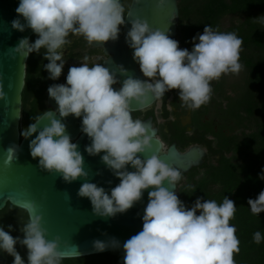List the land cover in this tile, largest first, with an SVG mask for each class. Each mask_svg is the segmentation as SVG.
I'll return each mask as SVG.
<instances>
[{"label": "clouds", "instance_id": "1", "mask_svg": "<svg viewBox=\"0 0 264 264\" xmlns=\"http://www.w3.org/2000/svg\"><path fill=\"white\" fill-rule=\"evenodd\" d=\"M16 13L24 23L14 19L12 28L21 32L29 28L38 38L34 43L22 38L12 52L25 60L44 49L48 63L43 67L51 80L59 79L62 74L70 35L83 37L89 46L103 47L108 41L118 39L120 26L125 24L121 0H20ZM130 23L125 40L134 50L133 60L140 72L148 79L134 78L121 65L119 73L126 78L119 90H115L113 85L120 83L116 73L101 63L90 66L85 56L81 66L68 69L66 84L48 87V95L55 100L57 110L37 115L21 136L28 139L38 132L30 140L29 149L31 157L38 158L42 171L60 175L66 183L78 178L87 181L89 173L84 158L62 122L69 115L82 117L81 132L91 141L85 151L89 156L103 152L102 162L120 181L110 190V195L91 182L79 188L77 195L90 200L98 217L125 213L142 199L144 190L153 189L148 192L142 230L123 243V264H235L240 241L236 227L230 224L237 209L234 201L227 196L222 203L197 198L190 209L186 208L173 190L183 178L181 170L155 153L146 159L139 155L152 149L153 136L149 134L148 124L133 119L131 105L136 102L143 110L150 98L160 99L167 92L178 90L182 107L199 109L211 99L212 81L230 73L238 75L242 70L239 60L243 40L235 32H221L206 25L202 34L193 37L189 51L179 47L168 29H154L147 19L137 17ZM6 98L0 83V101ZM44 120L48 123L41 127ZM157 142L161 151L164 144ZM6 151L4 163L10 165L15 149L10 147ZM128 165L135 170L128 171ZM188 189L195 192L192 185L187 186L186 193ZM247 203L254 216L264 212V190ZM26 210L29 219L20 228L23 239L14 238L0 227V251L12 256L13 264H25L16 250L19 243L27 248V264H61L65 259L61 245L65 246L66 241L60 236L46 239L48 231L34 201L27 204ZM8 227L11 230L12 226ZM262 240L264 236L256 231L253 242L259 245ZM93 247L103 252L119 248L120 243L115 238L95 240Z\"/></svg>", "mask_w": 264, "mask_h": 264}, {"label": "water", "instance_id": "2", "mask_svg": "<svg viewBox=\"0 0 264 264\" xmlns=\"http://www.w3.org/2000/svg\"><path fill=\"white\" fill-rule=\"evenodd\" d=\"M19 2L20 0H0V83L3 84L7 95L6 100L0 101V211L9 205L23 211L28 222L26 206L34 201L37 212L43 217V227L48 231L46 239L51 240L55 236H60L62 241H66L65 246L61 245L65 259L102 255L123 249V243L142 230V217L148 203V192L153 189L144 190L142 199L125 213H118L115 217L109 218L96 216L90 200L77 195L81 185L85 182L95 183L98 187H103L110 195V190L120 181L102 162L103 152L97 156H89L85 151V147L90 145L91 141L81 132L82 117L76 118L72 115L62 122L66 124L67 133L72 142L78 145V151L84 158V167L89 173L87 181L78 178L72 183H66L60 175L50 174L38 167V158L33 159L29 149L30 140L34 139L38 132L25 139L19 131L21 92L24 86L27 59H21L12 52V49L22 38L30 39L37 36L29 28L23 32L12 28L14 19L19 18L21 23H24L16 13ZM129 13H131L130 16H128ZM177 16L176 0H129L125 11V24L121 27L118 39L108 41L102 47V52L110 55L102 64L115 72L120 81L113 85L115 90H119L126 78L119 73L118 66L122 65L134 78L144 80L137 71L138 64L133 60L134 50L125 40L131 28L130 21L137 17L147 19L150 27L168 29L171 37L174 35ZM93 46L101 45L93 44ZM14 56H16L15 59H13ZM154 100L150 98L148 106ZM46 101L52 111L57 110L58 105L48 94ZM131 107L134 109L132 112L140 110L136 102H133ZM54 114L59 118L58 113ZM143 122L150 126L149 134L153 136V147L150 151L139 154L142 159L155 153L170 166L180 169L182 174L202 164L205 152L197 146L178 152L172 143L160 151V145L157 142L160 140L156 136V129L152 125L151 118ZM46 123L48 121L44 120L40 126L43 127ZM10 147L15 149V154L11 164L6 165L4 163L8 155L6 150ZM127 170L135 169L128 165ZM165 186H168L167 182ZM173 190H176V186ZM112 238L119 241V248H108L103 252L94 249L95 240L109 241Z\"/></svg>", "mask_w": 264, "mask_h": 264}, {"label": "trees", "instance_id": "3", "mask_svg": "<svg viewBox=\"0 0 264 264\" xmlns=\"http://www.w3.org/2000/svg\"><path fill=\"white\" fill-rule=\"evenodd\" d=\"M177 9L178 27L187 43L202 34L206 25L221 32H235L242 38L239 62L243 67L241 84L234 97L227 99L223 109L219 108L221 124L217 131L206 127L202 132V136L209 133L213 137L199 142L206 148L212 163L206 159L199 170L189 174L185 184L176 187V194L189 209L197 198L213 199L217 203H222L224 196L233 200L237 209L230 224L236 227L240 241V251L234 255L235 264H264V240L259 245L253 242L256 231L264 236V212L254 216L247 203L264 190V179H261L264 175V0H177ZM227 15H243V18L238 22L230 21L224 28L221 21ZM36 116L34 109H22V130ZM223 128L226 130L222 131ZM188 185H192L195 192L188 189L186 193ZM3 211L6 214H2ZM25 223L23 211L9 205L0 211V227L14 238L23 239L20 228ZM16 250L27 264L26 246L17 243ZM123 257V249H120L102 255L63 259L61 264H123ZM13 260L0 251V264H13Z\"/></svg>", "mask_w": 264, "mask_h": 264}, {"label": "flooded vegetation", "instance_id": "4", "mask_svg": "<svg viewBox=\"0 0 264 264\" xmlns=\"http://www.w3.org/2000/svg\"><path fill=\"white\" fill-rule=\"evenodd\" d=\"M121 3L126 11L129 0H122ZM121 27L122 25L120 26V31ZM171 38L179 42L181 49L187 48L189 51L192 50L193 40L189 43L184 40L182 30L178 27V16L176 18L174 35ZM36 39L30 38L29 40L34 43ZM69 39L71 43L66 46L64 51V59L66 62L62 74L57 80L49 79V73L43 67V65L48 63L44 59V49H41L39 54L32 53L28 56L25 63L24 86L21 92V110L34 109L37 115H40L46 110H51L46 101L47 90L50 85L66 84L68 69L71 66H81L85 56L88 57L87 62L90 66L94 63L102 64L110 56L102 52L101 46H89L83 37L70 35ZM137 71L144 80L148 79L140 72L139 65H137ZM241 75L242 70L238 75L230 73L222 75L217 81H212L211 87L213 92L210 101L197 110L193 111L182 107L178 90H171L162 98L155 99L151 105L145 107L143 110L140 109L132 112V117L133 119H140L141 121L151 118L152 125L156 129V136L163 142L164 149L172 143L178 152H184L193 146L199 147L205 152V157L202 161L203 164L208 158V152L199 142L202 140L210 141L213 137L209 133L202 136V132L206 127H210V131H217L221 124L219 108L223 109L227 103V99L234 97L237 87L241 84ZM155 106H157L156 110ZM20 121L19 131L21 133L30 124L22 130ZM223 130H226V128H223ZM202 164L182 174V179L187 178L195 170H199ZM181 180L176 184V187Z\"/></svg>", "mask_w": 264, "mask_h": 264}, {"label": "rangeland", "instance_id": "5", "mask_svg": "<svg viewBox=\"0 0 264 264\" xmlns=\"http://www.w3.org/2000/svg\"><path fill=\"white\" fill-rule=\"evenodd\" d=\"M242 18H243V15H237V16H233V17H231L230 15H227V16H225V17L222 19V21H221V26L224 27V28H226V27H228V25L230 24V21L238 22V21H240ZM156 109H157V106H155V110H156ZM207 161H208L209 163H212V160H211L209 157L207 158ZM196 177H197V176H196ZM196 177H195V178H196ZM186 181H187V178L182 179L181 182L177 185V188H179L182 184H185ZM7 212H9V211H7ZM10 212H11V211H10ZM13 213H17V212H13ZM2 214H6V211H3ZM118 259H119V258H118Z\"/></svg>", "mask_w": 264, "mask_h": 264}]
</instances>
